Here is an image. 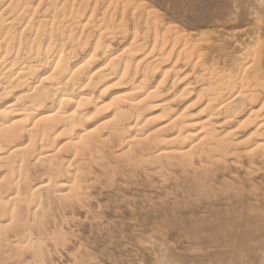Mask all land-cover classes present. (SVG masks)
I'll return each instance as SVG.
<instances>
[{"label": "bare ground", "instance_id": "1", "mask_svg": "<svg viewBox=\"0 0 264 264\" xmlns=\"http://www.w3.org/2000/svg\"><path fill=\"white\" fill-rule=\"evenodd\" d=\"M242 17L216 35L143 0H0V264H92L131 183L264 162V25Z\"/></svg>", "mask_w": 264, "mask_h": 264}, {"label": "rangeland", "instance_id": "2", "mask_svg": "<svg viewBox=\"0 0 264 264\" xmlns=\"http://www.w3.org/2000/svg\"><path fill=\"white\" fill-rule=\"evenodd\" d=\"M143 1L187 30L222 34L223 22L237 15L264 25V0ZM241 157L230 156L231 166L215 171L217 178L202 183L197 177L196 188L193 176L180 171L160 173L158 183H131L121 211L104 209L113 213L106 230L120 231L124 224V236L91 244L92 264H264V162ZM105 195L103 204L122 199L107 190Z\"/></svg>", "mask_w": 264, "mask_h": 264}]
</instances>
